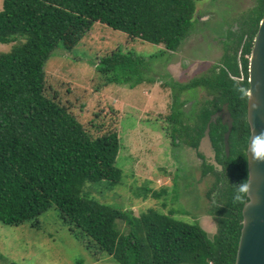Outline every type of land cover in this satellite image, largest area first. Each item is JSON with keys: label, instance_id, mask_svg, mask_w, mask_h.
<instances>
[{"label": "trees", "instance_id": "trees-1", "mask_svg": "<svg viewBox=\"0 0 264 264\" xmlns=\"http://www.w3.org/2000/svg\"><path fill=\"white\" fill-rule=\"evenodd\" d=\"M200 1L3 0L0 42H14V46L0 53L2 223H30L38 229L43 214L55 207L58 217L96 259L110 255L119 264L235 263L242 207L247 200L249 59L264 0H255L241 17L238 32L231 38L237 47L233 55H224V66L181 84L182 89L207 87L197 112L176 108L169 116L175 118L174 143L182 138L194 148L211 114L224 103L233 117L228 155L224 146L227 127L220 120L211 124V140L222 170L197 151L203 159L202 173H213V188L219 190V200L209 209L217 224L212 236L199 222L175 217L174 209L164 213L149 207L136 216L88 195L84 191L88 182L118 185L123 181L124 171L117 165L118 132L104 130L102 117L93 124L101 133L94 134L92 124L83 123L75 114L71 100H63V90L46 80L45 64L55 49H73L96 22L131 39L177 51L190 34ZM146 64L134 52L114 48L98 56L95 68L101 83L135 87L155 80L146 73ZM186 112L193 120L191 125L180 122ZM146 187L138 195L147 197Z\"/></svg>", "mask_w": 264, "mask_h": 264}, {"label": "rangeland", "instance_id": "rangeland-1", "mask_svg": "<svg viewBox=\"0 0 264 264\" xmlns=\"http://www.w3.org/2000/svg\"><path fill=\"white\" fill-rule=\"evenodd\" d=\"M255 0H202L197 4L190 34L177 51L164 44L131 39L124 32L96 22L71 50L55 49L45 64L48 85L63 90L78 118L93 124L100 118L104 130H116L120 138L117 165L123 181L88 182L84 191L101 202L133 211L138 216L149 207L175 217L199 222L212 236L217 224L209 209L219 200L216 176L202 173L203 159L182 138L174 143V109L197 112L207 96V87L181 88L194 78L212 74L223 65L224 55L237 47L231 39L241 17ZM3 0H0V10ZM12 43L0 42V53L11 51ZM119 48L146 60V73L153 82L131 87L101 83L95 62L98 56ZM240 52L237 51L239 58ZM178 102V104H176ZM195 103V104H194ZM194 104V107H193ZM96 112L100 117H96ZM181 116L191 125L192 118ZM177 126H180L178 124ZM145 185L147 197L141 192ZM144 186V187H143ZM158 193V194H155ZM182 210V211H180ZM0 264H119L112 256L94 258L82 240L75 237L58 217L55 207L41 217L36 229L30 223L14 226L0 221Z\"/></svg>", "mask_w": 264, "mask_h": 264}, {"label": "water", "instance_id": "water-1", "mask_svg": "<svg viewBox=\"0 0 264 264\" xmlns=\"http://www.w3.org/2000/svg\"><path fill=\"white\" fill-rule=\"evenodd\" d=\"M247 122L250 128L246 150L248 177L247 200L242 207V227L234 264H264V14L260 21L249 59ZM220 118L227 125L224 146L229 154L233 118L227 104L211 115L200 139L198 151L216 167V151L211 140V123Z\"/></svg>", "mask_w": 264, "mask_h": 264}, {"label": "flooded vegetation", "instance_id": "flooded-vegetation-1", "mask_svg": "<svg viewBox=\"0 0 264 264\" xmlns=\"http://www.w3.org/2000/svg\"><path fill=\"white\" fill-rule=\"evenodd\" d=\"M225 104H227V103H224L223 105H225ZM223 105H222V106H223ZM227 107H228V104H227ZM221 108H222V107H221ZM221 108H220V109H221ZM220 109H219V110H220ZM219 110H217V111H219ZM228 110H229V109H228ZM217 111H216V112H217ZM229 112H230V111H229ZM214 113H215V112H214ZM214 113H213V114H214ZM230 114H231V112H230ZM211 115H212V114H211ZM231 116H232V115H231ZM210 117H211V116H210ZM232 118H233V117H232ZM218 120H220V118L217 119V122H218ZM220 121H221V120H220ZM217 122H215V123H217ZM221 123H222V122H221ZM211 124H212V123H211ZM224 125H225V124H224ZM225 126L227 127V125H225ZM199 142H200V141H199ZM212 144H213V143H212ZM176 145H177V144H176ZM198 145H199V144H198ZM213 147H214V146H213ZM196 149H197V151H198V146H197ZM214 149H215V148H214ZM215 151H216V150H215ZM198 152H199V151H198ZM204 158H205V157H204ZM205 160H206V162H207V159H206V158H205ZM217 162H218V161H217ZM208 163H209V162H208ZM218 163H219V162H218ZM209 164H210V163H209ZM212 165H213V164H212ZM220 165H221V164H220ZM215 167H216V166H215ZM216 168L222 170V165H221V168H219V167H216Z\"/></svg>", "mask_w": 264, "mask_h": 264}]
</instances>
